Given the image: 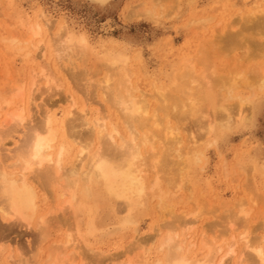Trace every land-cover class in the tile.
<instances>
[{
  "label": "rangeland",
  "instance_id": "1",
  "mask_svg": "<svg viewBox=\"0 0 264 264\" xmlns=\"http://www.w3.org/2000/svg\"><path fill=\"white\" fill-rule=\"evenodd\" d=\"M0 1L3 3L1 4L0 2V93L2 92V94H5L6 93L5 90L9 89L10 88L9 86L11 85L13 86L15 84L14 82L16 81H21L23 83H26V88L24 89L22 94L25 104H28L27 94L29 93L28 89L30 87L29 85L30 77L28 76L30 75L29 73L31 74L33 73L31 71L40 72L39 69H41L42 71H44L46 78H48L50 81L52 80V82L54 81L53 85H51L44 83L46 79L45 77L42 79L40 78L41 80L37 78L36 79L37 83L35 86L38 87L36 88L34 86L36 89L34 90L33 88V92H32L34 96L33 97L34 104L32 103V105L30 106L31 114L27 116V120L22 127L23 129L19 127L16 128L17 130H14L15 128L8 130V128L13 127L14 123H11L9 124L8 128H5V130L1 131L2 133L0 132L1 135L3 134L5 135V136L4 135L0 136L2 137L0 138L1 139L0 166L3 169H7L6 167L13 166L16 164L17 154L23 142V139L21 141V138H23L33 126H37L44 121L46 112L48 110L50 111L52 110L56 113L57 116L56 119L58 120V123L61 124L65 122L67 128L68 127L73 128L74 126L73 132L75 131V138H77L80 143L83 142V140L81 139H87V141H89L97 137L95 135V132H93V134H90V130L93 127L95 128V129L93 128L94 131H98L99 130L98 128L103 129L102 126L109 127L110 125H112L122 132L121 135H124L123 130L127 134V128L126 127L124 128L123 126L122 123L123 121L122 118H120L121 115H119V111L117 110L114 104L110 103V101L109 102L105 101L107 97H105L106 94H104L105 89L103 88H105V84L103 82L109 76H111V74L102 64L99 63H102L100 59L104 57L105 52H107L108 50L123 54L125 53V56L128 59L127 71L129 72V76L132 77V82H133L132 89H137L136 91H134L135 92L134 96L140 97V95L145 94L151 110H156L157 107L161 109L162 107L161 105H163V101H161L163 99L156 94V91L157 93L166 92L167 95H170L173 98L178 95L177 96L178 98L175 97V99H173L170 97V100L173 99L176 101V99H179V101L181 100V102L184 100L183 101L184 107L181 106V108L178 107L180 102L177 101V104L178 102L179 104L178 105L176 104L177 107L176 106L175 107L176 109L178 108V110H174L175 107L173 106L175 104L173 103L174 104L173 105L171 103L172 101L170 102L167 101L169 107L173 105L172 107H170L171 109L168 107L169 109H167V113L164 114H162L163 111H159V110H158L159 112L157 111L156 113H158V116L160 120H162L164 125L168 124L171 125L173 128L178 127L177 129L180 130V133L182 132L181 133V141L183 143L181 145V150L183 151L182 154L183 153L185 154L186 151L188 152V150L192 147L191 146V142L193 144V140L191 139L192 137L195 141L198 139L199 142L201 140L200 138L203 139L201 143H199V146H201L200 151L202 152L204 151L202 153L204 159L201 158L202 160H200V162L194 168L193 175L196 176L193 177L192 183L186 185L187 187H185L182 191L179 189H175L176 192L177 190H179L178 191L179 193L178 192H177L178 194L176 192L173 193L176 194L177 198L174 195V199L172 200L171 203V207L173 211L172 214L164 213L163 215L164 211H161L162 212L161 213L159 211L161 209L157 206L158 201L152 197L151 192H148L144 200V207L142 208V212H140L139 217L137 218L138 223L126 227L122 225V221H121L123 216L125 217V214L121 213L120 210L122 207L121 204H119L120 206L115 205V207L113 205H109L106 208L103 206L100 207V210L97 213H94V210L90 206L85 207L80 202H78L80 200L79 198L76 204L77 214L76 217L73 218L72 216H70L71 214L65 207H64L65 210L63 209L62 211L61 209L59 210V208L61 207L60 201H62L59 198V196L56 195L59 193L58 192L59 189L58 188L47 189V187L44 185V182H42V180L39 179L38 181L37 179L35 181L33 175H31L32 177H30L31 178L30 181L31 182L33 181L32 183H34L33 185L37 188L38 193L40 192L38 214L39 216H44L45 214L48 215L45 216L49 223L48 229H46L45 238L41 240L40 236H38L41 235V233H39L38 226H36L38 225V222H36L37 224H35L34 222L33 224H35V226H31L28 229H26L27 227L25 228V226L23 225L21 226V224L17 222H13V223L10 221L6 222L0 218L1 221L0 222V226H1L0 227L1 228L0 264H6V263L8 264V261L10 264H15V263L19 264L18 256L19 258L21 257L20 259H23L24 263L22 264H38V263L47 264L51 259L53 260V258L57 259V260L54 259L55 261L53 260L54 263L63 262V264H71V262L72 264H129V263L155 264L157 261H158L157 264L159 262H161V264H166L164 261L165 250L160 248V243H161L160 240L161 237L164 238V236L169 234L170 229H168L167 232V228L163 227L164 222L165 224L168 223L178 226L182 222L184 223L192 220L191 218L197 221L196 225L192 229H190L191 231L186 228V231L188 230L186 233L182 231V229H180L181 227L180 228L175 227L176 229L173 228L174 230L171 229L170 232V233H174L175 231V233L177 232L180 235L181 234L184 235L185 233V235L183 236L185 239L184 238L181 239L185 240L184 241L185 247L188 246V249H186L187 247L185 249L189 250V252L192 254L191 255L189 253L191 257H194L193 254H195L198 259H201L203 256H205V254L208 253L207 250H203V246H202L204 245L203 241L205 242L209 241L208 243H210L212 242L211 240L215 239L214 241L218 243V246L219 244L220 246L222 244L221 246L222 251L218 256L219 258L220 256L222 257L223 255H227L224 253H226L229 250L230 248L229 246H231L233 242L236 241V239L237 241L241 240L240 239L241 235L245 232L249 231L248 232V234H250L249 239L251 240L252 244H254L257 241L260 242L263 239L262 237H264V189H263L264 188L263 187L264 186L263 185L264 183V91H257L253 95V93L251 92L252 89L247 90L248 88L245 87L242 80L243 77H246L247 75H248L247 78L250 77V74L253 72L252 69L257 67L258 68L262 67V65L264 64V60H262L264 56L262 55V53L260 54L253 53V48L252 50H250L251 47L249 46L248 48V45L241 44L242 42L240 43L235 42V44L237 43V45L238 44L239 45L237 47L236 45L233 44L234 45L233 47L232 44L231 45L228 44L230 42L223 43L222 40L224 39V37H226V35L231 34L233 32H235V34H238V36L239 33L240 36L242 34H244V36L247 35V33H245L244 31L245 30L244 24L246 22V18H253L256 15V12L258 13V11L259 13L257 14L256 17H258V15L260 16L263 15L264 0H184V2H182L183 0L182 1L181 0H169V1L168 0H110L104 6L96 5L95 3H92L90 0H0ZM185 5L187 6L185 7ZM146 11H149L150 13ZM260 11L263 12H261L260 14ZM41 12H42V16H44V19L40 18ZM145 12L147 15H145ZM142 14H144L145 16H143ZM149 14H152L153 18L151 16H148ZM247 15L252 17H248ZM19 16H21L23 20L22 22L18 19ZM204 18L207 19L209 22L210 19L212 20L214 19V20L213 21L211 20L210 23H206L205 25L199 24L201 25V27L198 26V24H195V22L197 23V21L199 22L201 20H204ZM241 18L244 19L242 20ZM261 18H264V15L261 16ZM42 19L45 21L47 19V22L49 21V23L50 21L53 22V23L51 22L50 25H52L51 27L53 26L54 27L52 30L50 28V32H48V35H46V33L49 29L48 28L46 29V26L44 27L45 21L42 22ZM60 20L65 21L66 24L72 29H74L76 32H85L91 38L92 46L94 47L93 50L94 55L92 57H89L87 61L84 60V58L82 59L78 55L77 56L75 55V57L72 56L73 53L70 54V52L69 54L68 52L66 53V59L62 51L61 54H58L61 55V59L60 56L58 57V55H56L57 53L56 51L60 49L58 50L55 49L56 47L54 45L58 43H56L57 40L55 42L54 38L58 39V36L55 35V33L56 31L60 30L59 29L60 24L62 23L60 22L59 24ZM19 22L22 23V26L19 25ZM35 22H39L42 25L44 24L42 28L43 29L42 34L40 35V37L36 38L33 42L34 45H39L41 49H44V50H39L41 51V53L38 52V50L34 49L31 45H26L27 49L21 50L22 47L25 48V45L23 46L22 44H18L19 42L22 43L26 39L30 27L35 25ZM54 23L55 25H53ZM192 23L195 25H191ZM18 27L20 29H18ZM57 34H61V33L57 32ZM54 35L57 37H55ZM23 36L25 37V39L23 38ZM244 36L240 37L241 41L242 38H244ZM12 38L17 40L18 42L17 44L20 46H14L10 40ZM254 38L258 43H261L263 42L264 35L261 36L258 35L257 37L254 36ZM36 41H39L38 44ZM51 41L53 42L51 43ZM40 42H42V45L39 44ZM54 42L56 44H53ZM100 42H102L101 44L104 45L99 44ZM226 43L227 45H225ZM240 44L244 46H241ZM51 45H53V47ZM229 46L232 47L229 48ZM29 47H32L34 50L30 48L31 49L30 51ZM203 47L206 48L207 51L206 50L204 51ZM57 48L59 47L57 46ZM17 50L21 52H18ZM200 50H202L205 55ZM42 52L45 53L44 56H42L43 54ZM58 53H60V51H58ZM202 54L206 56L207 63L205 64L206 65L213 64L211 66L209 65L210 67L214 66L213 68L210 69H214L213 71L216 74L218 73L217 75L226 79L227 84L224 86V88L222 86L221 87L219 86V89H217L218 88L217 86L215 87L216 89L215 90L213 87L214 89L213 91L220 93L222 97V98L220 97V99L222 100V102H224L223 106L225 105L226 108L227 106L233 108L232 111L234 113L231 112L232 113L231 117L234 119L233 121H235V118L237 114H239L238 112L240 111L241 114H243L244 112L243 116L246 117V120L244 122H240L238 119L239 121L238 125L237 123L232 125L231 127L232 129L230 128L228 131H225L224 134L218 135L219 138L216 137L215 135L205 138L204 135L205 133L199 131L196 125L194 124L195 125L194 126L193 122H191L194 120L193 118L191 119V117H193V114H191L192 110L191 111L189 110V108L192 109L193 107L192 106L193 103L192 101H190L191 100L190 98H193L190 96H193L192 93L194 92L191 91L194 89L192 85H194V80L197 81V79L199 80L197 82H199L200 84L202 83L201 85L196 83L197 85L200 86H202L205 81L203 80L202 82V80H200V77H202L200 75H202L203 74L202 72H204L202 70H204L203 68H206L204 67L206 65L204 63H201L202 59L203 58L205 59V57H203ZM200 55L201 57H203L201 61L199 60ZM210 60L213 63L210 62ZM27 61L29 64L27 63ZM58 66L60 70L62 69L63 71H60ZM188 66H191L194 69H192L190 72V70L187 69ZM209 66H207L208 70H209ZM131 68L133 69L131 70ZM250 70L251 73H249ZM184 71L187 72L188 74L185 73L186 74L185 75L183 73ZM207 71L205 70V73ZM180 73L181 74L183 73L185 75L184 77H187V81L190 80L189 81L190 84L191 83L193 84L190 85L189 82H187L186 80L184 82V79L186 78H184L182 76L183 74L181 75ZM189 73L195 76L194 77L191 75H190L191 77L187 76L189 75ZM232 73L233 75L235 74V76H239L240 73H241L240 75L242 76L245 75V76L238 77V79L241 78V80H239L241 81V83L238 81L239 84H237V87L238 85L240 87L236 88V90L233 91V96H231L232 99L230 100L231 97L229 98L230 95L229 90L235 88V87L232 88L230 84V82L233 81L232 79H230L233 78ZM38 80H40V82ZM173 82L174 85H172ZM183 84H185L186 86H182ZM242 84L244 87L241 86ZM188 86L189 87L192 86V87L189 88ZM172 87L174 88L172 89ZM225 87L228 89L227 90L228 93L226 92ZM48 88H50L49 91ZM155 88L157 89L156 91ZM177 88L181 90L180 91L181 93L178 92L179 93L178 94L177 91L176 92L174 91V89L179 90ZM184 88H186L187 91ZM230 93L232 94V90ZM102 94L105 96H102ZM180 94H182L181 99L179 98ZM186 94L188 95L187 97L188 101L185 98L183 99V97H186ZM70 95L74 96V102H71L69 100ZM233 97H235L236 99L237 97H239L240 100L241 98L242 100H245V98L249 97V99L252 100L251 102L252 104L250 106H247L244 103L245 107L243 106L244 108L242 107L241 110L239 102L242 103V101H240L238 98L239 102H237L238 100L237 101L236 99L233 100ZM225 98H227L228 100H226ZM19 99L21 98L20 97L16 98L15 101L16 104L14 103L15 106L13 105V107H11L9 110H4V113L6 114V112L8 111L7 114H9L15 111L17 107H19L20 105L18 103ZM229 100L232 103L229 102ZM69 108L72 109L70 110ZM83 108L87 110L88 113ZM179 108L181 109V111H179ZM68 110H70V112ZM203 110L202 113L206 112ZM175 111L178 114L186 111L191 113L186 116L185 114L181 113L185 117L189 118V119L186 118V120H184L185 118L183 116V121H182V119L179 118L180 116L177 117L178 114ZM85 112L88 116L87 115L84 116ZM208 113L209 112H206V114L204 115H207L208 117ZM67 114L69 115L68 117ZM166 114H168V118L170 117L171 118L166 119L167 118ZM200 117L201 115H199L198 118L200 121H202L201 120L202 117L201 119ZM3 118L0 119L2 122L5 121ZM99 118L100 119L103 118L102 119L103 122ZM98 119L100 120L99 121L100 123L99 122L96 123ZM104 119H107L108 122L104 121ZM211 119L212 117L209 119V121L213 122V119L212 120ZM247 119L249 120L247 121ZM188 122L190 123L188 124ZM86 123L89 124L86 125ZM98 123L100 124L99 126L101 127L97 128L96 125ZM213 123L215 126L218 125V122L216 121H214ZM7 131L9 133L8 135H6ZM14 132L17 135H14L15 134ZM11 134H13L12 137L11 136L7 137ZM126 134L124 135V138H126ZM5 137H7L8 139L6 140ZM215 138H217L218 140H215ZM190 139L192 140L191 142ZM70 141H72V139H70ZM187 142H189L190 145ZM93 143L94 144L92 149L89 148V152H88L89 156L87 155L89 158L86 157L85 159H83L82 163L76 153V150L79 149V147L76 146V150L74 152H72L71 150L70 155L68 156L70 159L68 163H66L67 164L66 168H71L73 165L84 166V169H86L85 167H87L85 165H88L89 168L90 155H92L95 152V150H97L98 148L101 149L103 147V146H99V147L97 146L98 144L97 140H94ZM154 144L152 145L156 146ZM150 146L151 145H149V147ZM3 147H5L6 149ZM149 147L146 148L144 151V155L147 156V159L148 156H151V154H153L154 152L153 150H151L152 151L151 153ZM159 150L160 149H158V151ZM147 153L148 154L151 153V154L148 155ZM158 154H160V152H158ZM76 156L78 157L77 159ZM151 157H150V161L148 160L149 163H152L153 161ZM73 158L76 160L74 161ZM157 161H159V159ZM1 167L0 169H2ZM252 167L256 168L255 170L256 172H253L251 170ZM166 169H162L163 172L165 170L166 173L165 172L163 173L161 171L157 175L158 177L161 176L159 178L163 177L162 178L163 188L167 187L166 181L168 183L170 179L171 180L177 179L179 181L178 177L174 176V174H176L173 173L174 170L173 172L171 171L172 168L168 166ZM157 171H160V168ZM168 171L171 172L169 175H168L169 173ZM172 173H173L172 176L174 178L170 176ZM164 174L168 175V178L166 175L162 176ZM154 177L155 176H153V172L148 174L149 180H152ZM249 180L252 181L251 182L252 184L255 181L254 184L252 185ZM39 185H41L42 187H40ZM175 185L178 184H174V186ZM188 187H190L189 191H187ZM41 190H46L47 192ZM49 193L50 195H48ZM178 195L180 198L178 197ZM241 201L243 202L246 201L245 202L246 207L244 206L243 209L245 211H247L248 209V212L250 213L248 217L250 220L246 219V221L248 222V224L246 222V224L248 225L247 228L245 224H242L244 219L239 218L241 215L239 214L238 209L240 210V208L237 204H239ZM247 201L250 203H247ZM223 203L226 205H224ZM199 208H201V211H199L200 210ZM63 211L66 213H64ZM193 212L195 214H198L197 212L202 213L201 216L196 215L197 218L199 217L200 219L195 218ZM61 214L62 215L64 214V216L66 217L64 218V216H62ZM236 214L237 215L239 214L238 215L239 217ZM234 215H236L239 221H237L238 220L237 218L232 217ZM177 218L179 219V221L177 220ZM71 219L73 220V222ZM180 219L182 220V222L180 221ZM91 220H94L97 225V230L94 232L93 235H90L89 232L90 229L89 223ZM35 221H37V219ZM176 221L178 222L175 223ZM248 228H250L251 230L249 229L247 231ZM35 229L38 231H36ZM159 230L161 231V236L157 232ZM201 230L204 231V233H206V237H204L205 240L203 239L201 240V238H203L200 237L201 236L200 232L202 234ZM156 232L158 236H156L157 235ZM70 234L71 237H73L71 238L72 243H67L66 240L67 241L69 240ZM195 236H197L196 241L190 239L191 237H195ZM152 237L154 239L149 240L146 243L143 242L141 244V241L145 239L147 240L148 238L150 239ZM221 237H223L224 239ZM74 238L76 239V241L78 240V242L79 240H81L85 248L83 247V245H81V242H79L80 243L79 244L78 242L73 241L75 240ZM189 243L190 244L196 243L197 247L194 249L192 248L190 249ZM50 246L53 247L54 250L53 248L50 250ZM197 248L198 249L200 248V250L201 249L202 250L200 251ZM244 248H245L244 245L240 243L237 249L238 254H240L241 252H243V254L247 253V255L250 254L249 252L253 254L252 250H247L248 252H246ZM159 250H161V253L159 252ZM89 251H91V253ZM195 252H197V254ZM8 254H10L9 257ZM245 256L246 255H243V259L240 260V264H245V263L247 264L248 262H249L248 264H254L255 262L254 259H256L254 256L253 257L246 256V258ZM7 258H12V259H7ZM47 258L50 260L48 261ZM69 259L73 261H70ZM251 259H252L251 261L252 263L250 262ZM52 260L48 264L53 263ZM226 260H228L225 261L228 264H234V262L237 261L235 259L231 260L230 256H227Z\"/></svg>",
  "mask_w": 264,
  "mask_h": 264
},
{
  "label": "bare ground",
  "instance_id": "2",
  "mask_svg": "<svg viewBox=\"0 0 264 264\" xmlns=\"http://www.w3.org/2000/svg\"><path fill=\"white\" fill-rule=\"evenodd\" d=\"M90 1L92 3H95L96 5L104 6L110 0H90ZM165 2H167V1H165ZM182 2H184V0ZM188 3H189V1H188ZM1 4H3V3L1 2ZM176 4H177V1H176ZM186 6L187 5H185V7ZM151 7H153V6H151ZM162 8H164V7H162ZM146 12H149V11H146ZM146 12H145V15H147ZM161 12H162V10H161ZM172 12H173V10H172ZM261 12H263V11H260V14H261ZM258 13H259V11H258ZM258 13L256 12V15L253 18H246V22L244 24L245 25V27H244L245 30L244 31H245V33H247V35H245V36H244V34L241 35V36H244V38H242V41L240 40V37H241L240 33H239V36H240L239 37L238 34H235V32H233L234 34L231 33V34L226 35V37H224V39L222 40L223 43L224 42H227V43L230 42L228 44H230V45L232 44L233 47H234V45H236L238 47L239 44L237 45V43L242 42L241 44L248 45V48L250 46L251 47L250 50H252V48H253V53H255V54L262 53V55L264 56V39L262 38L263 42L258 43L256 41V39L254 38V36L257 37L258 35L259 36L264 35V18H261V16H263L264 14L262 13L263 15H261V16L258 15V17H256ZM142 15L145 16L144 14H142ZM41 16H42V12H41L40 18L44 19V16H42V17ZM148 16L152 17V14H149ZM161 16H162V14H161ZM248 17H252V16H248ZM154 18H156V17H154ZM157 18H159V17H157ZM18 19L21 22L23 21L21 16H19ZM43 19H42V22L45 21ZM211 20L212 19H210V22H211ZM21 22H19V25L22 26ZM51 22L52 21H50V23H49V21L47 22V19H46V21L44 22L45 25L43 24L44 27L46 26V29L47 28L49 29L48 31L46 30L47 31L46 35H48V32H50V28L52 30L53 27H54V26L51 27L52 26V25H50ZM60 22H62V23L60 24ZM210 22L207 19L204 18V20H201L199 22L197 21V23L195 22V24H198V26L201 27V25H199V24L205 25L206 23H210ZM46 23H47V25H46ZM56 24H57V22H56ZM59 24H60V28H59L60 30L56 31V33H55V35L58 36V39L54 38L55 42L57 40L56 43H58V44H56L55 42L53 43V44H56V45H54L56 47V48L54 47L55 49H57V50L60 49V50H58V51H60V53H58V51H56L57 53L55 52L56 55L61 54V51H62V53L65 55V59H66V53L68 52V54H69V52H70V54L73 53L72 56L75 57V55L76 56L78 55L82 59L84 58V60H86V61L89 59V57H92L94 55V52H93L94 47L92 46L91 38L89 37V35L87 33H85V32H76L74 29L69 27L66 24L65 21H61L60 20ZM195 24L192 23L191 25H195ZM28 25H29V23H28ZM43 25L41 23H39V22H35V25L30 27V29L28 31V35L27 36L25 35L26 39L23 36V38L25 40L24 41L22 40L23 41L22 43L21 42L18 43L17 40H15L14 38L10 39L11 43L14 46H20L18 44H22L23 46L25 45V48L22 47L21 50L27 49L26 45H31L34 49L38 50V52L41 53V51H39V50H44V49H41V47L39 45H34L33 42H34V40L36 38L40 37V35L42 34ZM53 25H55V23ZM207 26H208V24H207ZM207 26H206V28H207ZM18 29H20V28L18 27ZM19 32H20V30H19ZM57 32L58 33L60 32L61 34H57ZM242 33H244V32H242ZM57 36H55V37H57ZM220 36H222V35H220ZM2 41H5V40H2ZM39 41H36L37 44H38ZM53 41H51V43ZM235 42H237V43L235 44ZM59 43H60V45H59ZM101 43L102 42H100L99 44H101ZM227 43L225 45H227ZM39 44L42 45V42H40ZM101 45H104V44H101ZM51 46L53 47V45H51ZM57 46L59 48H57ZM232 46H229V48L232 47ZM236 46H235V48H236ZM241 46H244V45H241ZM32 47H29V49L32 48ZM224 48H226V47H224ZM203 50L205 51L206 48L203 47ZM30 51H31V49H30ZM200 51H202V50H200ZM241 51H243V50H241ZM18 52H21V51H18ZM42 53H43L42 56H44L45 53L44 52H42ZM209 53H208V55H209ZM203 54H204V52H203ZM203 54H202V56L205 57V59L203 57H201V55H200L199 60L201 61V59L203 58L201 63L205 64V63H207L206 62V56H204L205 54L204 55ZM64 55H62V56H64ZM59 56H60V59H61V55H58V57ZM253 56H255V55H253ZM100 60L102 61V63H99V64H102L108 70V72L111 74V76H109L103 82L105 84V88H103V87L102 88L105 89V93L104 94H106V96L103 95V94H102V96L107 97L106 98L107 100L105 99V101H108V102L110 101V103L114 104L115 107L117 108V110L119 111V115H121L120 118H122V121H123L122 122L123 126H124V128L125 127L127 128V134L123 130L124 135L126 134V138H124V135H121L122 132L119 129H117L115 126L110 125L109 126L110 128L108 126L107 127L102 126L103 129L98 128V127H101V126H99L100 125L99 121L100 120L102 121V119H103V118L102 119L99 118L100 120L98 119V121H96V123L99 122L96 125L99 130L98 131H94V129H95L94 127H93L94 129L92 128L93 130L92 129L90 130V134H93V132H95V135L97 137L92 139V140H89V141H87V139H81V140H83V142L80 143L78 141V139L75 138V131L73 132L74 126H73V128L72 127H68L67 128V125L64 122L65 120L63 121L64 123H61V124L58 123V120L56 119V117H57L56 113L54 111H52V110L51 111L48 110L46 112V116L44 118V121L41 124L37 125V123H36L37 126H33L28 131V133L25 136L23 134L24 137L21 138V141L23 139V142H22V145H21V147H20V149L18 151V154H17V162H16V164L13 165V166L6 167L7 169H3L0 166L2 168V169H0V218L3 221H6V222H9V221L12 222V223L13 222H17V223L21 224V226L23 225V226H25V228L27 227L26 229H28L31 226H35V224H37L36 222H38V225H36V226H38L39 233H41V235H38V236H40L41 240H43L45 238L46 229H48V224L49 223H48L47 218L45 217V216H48V215L45 214L44 216H39V214H38V212H39V198H40L39 197V193L40 192L38 193L37 188L33 185L34 183H32L33 181L32 182L30 181L31 180L30 177H32L31 175H33V178H34L35 181L37 179H38V181H39V179L42 180V182H44V185L47 187V189H50V188H53V189L54 188H58L59 189V190L57 189L59 193L56 194L62 200V201H60V203H61L60 206L61 207L58 205L60 207L59 210L61 209V211H62V209L65 210V208H66L69 211V213L71 214L70 216H72L73 218H75L76 214H77V207H76L77 205L76 204H77V201L79 200V198H80V200L78 202H80L85 207H89L90 206L94 210V213H97L100 210V207L104 206L106 208L109 205H113L115 207V205L121 204L122 205V207L120 209L121 213L125 214V217L123 216L121 221H122V225L124 227H126V226H130V225H134V224L138 223L137 222V218L139 217L140 212H142V208L144 207V200H145V197H146L148 192H151L152 193V197L158 201L157 206L161 209V210H159V209L158 210L160 212L164 211L163 215H164V213L172 214L173 211H172L171 203H172V200L174 199V195L176 197V194H173V193L176 192L175 189H179V190L182 191L185 187H187L186 185H189V184L192 183L193 177L196 176V175H193L194 168L200 162V160H202L201 158H203V156H202L203 154L202 153L204 151L203 152L200 151V147L201 146H199V143H201V141L203 140L202 138H200L201 140L199 142L198 139L195 141L193 139V137H192L191 139L193 140V144L191 142L192 140L190 139L192 147L189 150L186 149V150H188V152L185 150L187 153L185 152V154L184 153L182 154V152H183L181 150V145L183 144L182 141H181V133L182 132L180 133V130L177 129L178 127L177 128L176 127L173 128L171 125H168V124H167L168 126L164 125L162 120H160V118L158 116V113H156L159 110V111H163L162 114H164V113H167V109L172 107L174 104L175 105L173 107H175L176 104H177V101H179V99H176V101L173 100V99H175V97H177L178 95L173 98L172 96L167 95L166 92L165 93L164 92L157 93V91H156L157 87H156L155 88L156 94L158 96H160V98L163 99V100H161V101H163V105H161L162 106L161 109H159L157 107L156 110H151L150 107H149V103L147 102V97H146L145 94L140 95V97L134 96V93H135L134 91H136L137 89H132L133 82H132V77L129 76V72L127 71L128 70L127 69L128 59L125 56V53L123 54V53H119V52H114V51L108 50L107 52H105L104 57L101 58ZM262 60H264V58ZM210 62H212V61L210 60ZM245 62H246V60H245ZM27 63H28V61H27ZM196 64H198V63H196ZM209 65L211 66L213 64H209ZM209 65H206V66L203 65L206 68H203L204 70H202V71H204V72H202L203 74L201 73L202 75H200L202 77L199 76L200 80H202V82H203V80H205L202 86H200L202 83L200 84L199 82H197V81H199L197 79V81L194 80V85L196 83L200 84V85L196 84L197 86L195 85V87H194V85H192L193 83L190 84V82H189L190 80L187 81V77H184L186 75L185 73H187V72H185V71L183 72L185 75L183 73H182L183 75L180 73L184 78H186V79L183 78L184 82L186 80L194 88L193 90H191L192 92L194 91L193 92L194 94L189 90L192 93V95H193V96H190V97H193V98L189 97L191 99L190 101H192V103H193L192 104L193 107L191 106L192 109L188 107L190 111L192 110L191 111L192 113L188 112V111L183 112V113L181 112V113L185 114V116L189 115L190 113L193 114V117H191V119L193 118L194 120L191 121V122H193V125L194 124L196 125V127H197V129L199 131H202L203 133H205L204 134L205 138H208V137L213 136V135L218 137V135H222V134L225 133V131H228L232 127V125H234L236 123L238 125L239 121L240 122H244L246 120V117L243 116L244 112H243V114H241V111H240V112H238L239 114H237L238 117L236 116L235 121H233L234 119L231 117L232 116L231 114L234 113L232 111L233 108L228 107V106L226 108L225 105L223 106L224 102H222V100L220 99V97H221L220 93L213 91L215 89V87H217V86H218L217 89H219V86L220 87L222 86L224 88V86L227 84L226 83V79H224L223 77L217 75L218 73L216 74L213 71L214 69H210V68H213L214 66L210 67ZM263 65H262L261 68L259 67L260 69L257 66H255L257 68L252 69V71H253L252 73H251V70L249 71V73H251L250 74L251 78L250 77L247 78L248 75L246 77H243L245 75H243V76L240 75L243 71L239 74V76L243 77L242 82L245 85V87L248 88L247 90H249V89L251 90L252 89L251 92L253 93V95L257 91H264V66ZM207 66H209V70H208ZM31 67H32V65H31ZM188 67H190L191 69L188 68ZM188 67H187V69H189L190 72H191L192 69H194L191 66H188ZM58 68H59V66H58ZM58 68H57V70H58ZM180 68H181V66H180ZM132 69L133 68H131V70ZM39 70H40V72L31 71L33 73L32 74L29 73L30 75L28 76V77H30V80L28 79L30 81V82L28 81L29 85H30V87L28 89L29 93L27 94L28 95V97H27V103L28 104H25L24 99H23V94H22L24 89L26 88V83H23L21 81L14 82L15 84L13 86L11 85L12 87L9 86L10 87V88L8 87L9 89H6L7 88L6 87L5 88L6 89L5 90L6 91L5 94H2V92L0 93V119L5 116L3 118L5 121L2 122L0 120L1 121L0 122V132L5 130V128H8L9 124H11V123H14L13 127L10 126L11 128H8V130L9 129H14V128H15L14 130H17L16 128H19V127L22 128L23 127L24 123L27 120V116L31 114L30 113V106L33 103V97H34L33 94H32L33 88L35 90L38 87V86L37 87L35 86L36 83H37L36 79L37 78H39V79L41 78L42 79V78L45 77L44 71H42L41 69H39ZM59 70H60V68H59ZM205 70L206 71L208 70V71L205 73ZM60 71H63V70L61 69ZM55 73H56V71H55ZM221 74H222V72H221ZM190 75L193 76L190 73L187 76H190ZM232 75H233V73H232ZM132 76H134V75H132ZM142 76H144V75H142ZM239 76H235V74H234L232 76L233 78H230L233 81L232 80H230L232 82L227 81V82H230L232 88L235 87V88L229 90L230 92L232 90V94L229 92V94H230L229 98L231 96H233V91L236 90V88L240 87L239 85L237 87V84H239L238 81L241 80V78L238 79ZM40 80H38V81L40 82ZM53 82H52V80L50 81L48 78H46L44 83L53 85ZM239 82L241 83V81H239ZM38 84H40V83H38ZM189 84H187V85H189ZM243 84L241 86H243ZM172 85H174V82L172 83ZM182 86H186V85L183 84ZM192 86H190V87H192ZM213 87H214V89H213ZM50 88H48V91H49ZM173 88L174 87H172V89ZM179 88H182V87H179ZM179 88H177V89H179ZM152 89H154V88H152ZM175 89H174V91L175 92L177 91V93L181 91L180 89L179 90H175ZM184 89L186 90V88H184ZM184 89H183V91H184ZM227 90L228 89L226 88V92H227ZM222 91H224V90H222ZM66 92H68V91H66ZM190 92H188V93H190ZM252 93H251V96H252ZM71 94H73V93H71ZM34 95H35V92H34ZM181 95L182 94L179 95L180 99L182 97ZM8 96H9V98H8ZM18 97L21 98L18 101V103L20 104L19 107H17V109L15 111H13L12 113H9V114H7L8 111L7 112L5 111L6 112V114H5L4 110H9L11 107H13V105H14V103L16 101V98H18ZM170 97L173 98V99L170 100ZM187 97H188V95L186 94V97H183V99L185 98L188 101ZM102 98H104V97H102ZM238 98L239 97H237V99L235 97H233V100L236 99V101H237ZM225 99L228 100L227 98H225ZM225 99H223V100H225ZM231 99H232V97L230 98V100ZM69 100L71 102H74V96L70 95L69 96ZM230 100H229V102H231ZM239 100H240V98H239ZM239 100L237 102H239ZM167 101H169V102L172 101L171 103L172 104L174 103V104L173 105L170 104L172 106L169 107V105L167 104ZM183 101L181 102V100H180L179 101L180 104L178 102V104H179L178 107H180V108H181V106L184 107V105H183L184 102ZM240 101H242V103H243L242 104L241 102H239L240 103V109L243 106L245 107L244 103L247 106H250L252 104L251 103L252 100L249 99V97L245 98V100H242V98H241ZM186 102H185V104H186ZM66 103H68V102H66ZM239 103H238V105H239ZM69 105H70V103H69ZM186 106H185V108H186ZM176 107H175L174 110H178V108L176 109ZM180 108H179V111H181ZM69 109L71 110L72 108H69ZM70 110H68V111L70 112ZM202 110L206 111V112H209L208 113V117H207V115H204V114H206V112L202 113ZM85 111H87V110H85ZM171 112H172V110H171ZM44 113H45V111H44ZM87 113H88V111H87ZM181 113H179V114L177 113L178 114L177 117L180 116L179 118L182 119V121H183V116L184 115H182ZM168 114H166L167 115L166 119H170L171 118V117L168 118ZM175 114H174V116H175ZM180 114L182 115V117H181ZM69 115H70V113H69ZM69 115L67 114V117ZM86 115L87 114L85 112L84 116H86ZM199 115H201L202 119H201V117H200V119L202 121L199 120V118H198ZM185 116H184V118H185L184 120H186V118H187ZM194 116H197V117H194ZM211 117L213 119V122L214 121L218 122V125L215 126L212 121H211L212 123L209 121V119ZM5 118L6 119L9 118V119L6 120ZM176 118H173V119H176ZM84 119H85V117H84ZM187 119H189V118H187ZM236 119H237V121H236ZM238 119H239V121H238ZM40 120H42V119H40ZM248 120L249 119H247V121ZM104 121H107V119H104ZM189 123L190 122H188V124ZM88 124L86 123V125H88ZM176 125H177V122H176ZM181 126H183V125H181ZM184 127H185V125H184ZM12 132H13V130H12ZM8 134L9 133L7 131L6 135H8ZM3 135L0 134V136H3ZM12 135L13 134H11V135H9L7 137H10V136L12 137ZM14 135H17V134L15 133ZM190 135H192V134H190ZM78 136H80V135H78ZM7 137H5L6 140L8 139ZM187 137H189V136H187ZM0 138H2V137H0ZM70 139H72V141H70ZM94 140L98 141V144H97L98 147L99 146H103V147L101 149L98 148L97 150H95V152L92 155H90L89 168H88V165H85V164L84 165L87 166V167H85L86 169H84V166H76V165H73L71 168H66V166H67L66 163H68V161L70 159L68 157L70 155V151L72 150V152H74L76 150V146H78L79 149L76 150V153H77V155H78V157H79V159H80V161L82 163L83 159H85L86 157L89 156L88 155L89 154L88 153L89 152V148L92 149L93 144H94L93 143ZM215 140H218V139L215 138ZM0 141H1V139H0ZM212 141H214V140H212ZM152 142H154L155 144L152 143ZM151 143L156 145V146H153ZM187 143L190 145L189 142H187ZM149 145H151L152 147L151 146L149 147ZM148 147H149L150 151L151 150L154 151L153 154H151L152 151L150 153L151 156L153 155L152 156L153 158L151 156H148V159H147V156L144 155V151ZM3 148H5V147H3ZM158 149H160L161 151L160 150L158 151ZM158 152H160V154H158ZM150 154H148V155H150ZM157 155H158V157H157ZM78 157L76 156V159ZM150 157L153 160L152 163H149ZM156 158H157V160L159 159V161H157ZM76 159H74V161ZM204 162H205V160H204ZM85 163H87V162H85ZM168 166L170 168H172V170H171L172 172L174 170L173 173H176V174H174V176L178 177L179 181L177 179H174V180L170 179L171 181L169 180L168 183L166 181V184H167L166 186L167 187L165 186L166 188H163V183H162V178L163 177L159 178L161 176L158 177L157 175H158L159 172H161V171L163 172L162 169H166ZM252 166H254V165H252ZM10 167H11V169H10ZM159 168H160V171H157V170H159ZM154 170H155V173L157 171L156 174L154 173ZM251 170L253 172H256L255 171L256 168H254V167H252ZM150 171H152L153 172V176H155L152 180L148 179V174L152 173ZM166 171H167V169H166ZM164 172H165V170H164ZM170 173L171 172H169L168 175ZM173 173L170 176H172ZM165 175L166 174H164L162 176H165ZM168 175H166L167 178H168ZM172 178H174V177L172 176ZM251 182L252 181H250V183ZM254 182H253V184H254ZM174 184H178V185L174 186ZM263 185H264V183H263ZM39 186L42 187L41 185H39ZM43 188H41V189H43ZM172 188H173V190H172ZM252 188H254V187H252ZM189 189H190V187H188L187 191H189ZM179 190H177V192ZM255 190H256V188H255ZM41 191H46V190H41ZM172 191H174V192H172ZM181 191H180V193H181ZM48 195H50V193ZM181 195H182V193H181ZM178 197H179V195H178ZM181 197H184V196H181ZM259 199H261V198H259ZM243 201H241L239 204H237L239 206V208H240V210L238 209V211H239V214L241 216L239 217L238 216L239 214L238 215L236 214V215L239 218L244 219V221H243L244 223L242 222V224H245V226L247 228L248 222L246 221V219H249L248 217H249L250 213L248 212V209H247V211H245L243 209L244 206L246 207V203H245L246 201L245 202H243ZM175 203H176V201H175ZM247 203H250V202L247 201ZM177 204H179V203H177ZM235 204H232V205H235ZM224 205H226V204H224ZM199 206H201V205H199ZM158 207H156V208H158ZM145 209H146V207H145ZM150 209H151V207H150ZM199 209H200L199 211H201V208H199ZM232 210H233V208H232ZM64 213H66V212H64ZM197 213L200 214V215L195 214L193 212V215H195V218H197V216H201V214H202L200 212H197ZM236 213H238V212H236ZM236 215H234L232 217L233 218L234 217L237 218ZM62 216H64V214ZM65 217L66 216H64V218ZM174 217H176V216H174ZM178 218H180V217H178ZM178 218H177V220L179 221ZM36 219H37V221H35ZM191 219L192 220H190V221L187 220L188 222H184V223L180 219V221L182 223L179 222L181 224H179L178 226L173 225V224H168V223L165 224V222H164L163 227L167 228V232H168V229H170V232H171V229H173V228L176 229V228H180L181 227L180 229H182V231L187 233L188 230L186 231V228L190 230L197 223V221L195 219H193V218H191ZM185 220H186V218H185ZM234 220H236V219H234ZM178 221H176L175 223H177ZM237 221H239V219ZM34 222H35V224H33ZM72 222H73V220H72ZM246 222H247V224H246ZM182 227H184L185 229L182 228ZM89 228H90L89 229L90 235H93L94 232L97 230V225H96V222L94 220L90 221ZM232 228H233V226H232ZM203 229H204V227H203ZM249 229L250 228H248L247 231ZM0 230H1V228H0ZM38 230H36V231H38ZM206 231H208V230H206ZM242 231H243V229H242ZM157 232L161 236V231L159 230ZM157 232H156V234H157ZM170 232H169V234L164 236V238L161 237L162 241L160 240L161 243L159 242L160 243V248L165 250L164 251V253H165L164 254V261H165L166 264H228L227 262H225V261H228V260H226L227 256H230L231 260L232 259L233 260L234 259L237 260L236 262H234V264H240V260L243 259V255L249 256L250 254H251L250 256H252V257L254 256L256 258V259H254L255 260L254 264H264V237H262L263 239L260 242L257 241L254 244H252L251 240L249 239L250 238L249 237L250 234H248L249 231L245 232V233L242 232L243 234L241 235V238H240L241 240L237 241V239H236V241L233 242V244L231 246H229L230 248L227 251L228 253L227 252L224 253V254H227V255H223L222 257L220 256L219 258H218V256L220 255V253L222 251V247H221L222 244H221V246L219 244V246H220L219 247L218 243L214 241L215 239L211 240L212 242H210V243H208L209 241L208 242L203 241V243H204V245H202L203 246V250H207L208 253L205 254V256H203L202 258L200 257L201 259H198L195 254H193V256L195 258L191 257L189 255V253H190L189 250H186V249H188V246H186L187 247L186 248L185 247V243H184L185 240L181 239V238H184L183 236L185 235V233H184V235L183 234L180 235L177 232L175 233V231H174V233H170ZM180 233H181V231H180ZM158 234L156 236H158ZM245 234H248V235H245ZM200 235H201L200 237H203V238H201V240L202 239L205 240L204 237H206V233H204V231H202V234L200 232ZM1 236H2V234H1ZM77 236H78V234H77ZM137 236H138V234H137ZM3 238H5V237H3ZM71 238H73V237H71V234H70L69 235V240L68 241L66 240V242L67 243H72V239ZM196 238H197V236L191 237L190 239H192L193 241H196ZM221 238H223V237H221ZM152 239H154V238L152 237L150 239L148 238L147 240L145 239V240L141 241V244L143 242L146 243L147 241L152 240ZM232 239H234V238H232ZM73 241L78 242V240L76 241V239L73 240ZM79 242H81V240H79ZM215 243H217V244H215ZM240 243L244 245V247H245L244 250H246V252H248L247 250H252L254 255L251 252H249L250 254L248 253L249 255H247V253L243 254V252L238 254L237 249H238ZM81 245H83V247H84V244L82 242H81ZM200 245H198V246H200ZM196 247H197L196 243H193V244L189 243V248L190 249L191 248L194 249ZM52 248L53 247L50 246V250ZM53 250H54V248H53ZM65 250H67V249H65ZM198 250H200V248ZM198 250H196V251H198ZM89 252L91 253V251H89ZM159 252L161 253V250H159ZM195 253L197 254V252H195ZM244 253H245V251H244ZM9 255L10 254H8V257H9ZM246 256H245V258H246ZM20 258L18 256L19 264L24 263L23 259H20ZM7 259H12V258H7ZM54 259H56V258H53V260ZM64 259H67V258H64ZM252 259L250 260V262L252 261ZM47 260L49 261L50 259L47 258ZM58 260H60V259H58ZM156 260H158V259H156ZM54 261L51 264H63V262H59V263L55 262L54 263ZM70 261H73V260H70ZM244 261H246V260H244ZM157 262L155 264H157ZM242 262H243V260H242ZM246 262H248V261H246ZM8 264H10L9 261H8ZM71 264H72V262H71ZM158 264H161V262H159Z\"/></svg>",
  "mask_w": 264,
  "mask_h": 264
}]
</instances>
